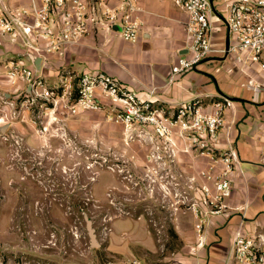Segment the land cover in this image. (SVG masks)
Segmentation results:
<instances>
[{"label":"built area","instance_id":"2783aa9c","mask_svg":"<svg viewBox=\"0 0 264 264\" xmlns=\"http://www.w3.org/2000/svg\"><path fill=\"white\" fill-rule=\"evenodd\" d=\"M166 1L186 15L185 52L170 67L167 85L215 57L243 67L254 65L264 72V0L224 1L220 7L223 13L213 0ZM138 11L134 0H118L114 7L104 0H27V4L12 10L0 0V36H7L24 53L40 59L62 57L69 47L99 29L135 43L142 28V22L134 17ZM217 20L225 26L228 40L227 47L225 44L219 50L213 48ZM0 79L13 89L12 99L0 93V107L8 110L1 109V119L7 125L26 124L40 138L57 137L64 142L68 117L96 113L105 123L121 126L128 140L138 138L150 146L148 163L159 164L166 159L173 163L180 154L191 151L209 157L211 163L189 181L203 182L201 192L210 208L209 215H219L226 208L225 200L231 190L229 177L238 166L236 148L229 137L233 124L226 123L224 117L230 107L227 99L216 103L211 115L203 113L204 106L198 100L181 104L169 114L151 100L138 99L103 73L63 72L58 83L50 86L31 66L14 57L0 60ZM154 92L150 90V94ZM23 113L29 117L23 119ZM50 131L55 134H49ZM220 132L225 133L227 142L222 150L214 148ZM3 139L11 151L10 167L14 161L19 163L22 181L29 175L22 156L28 150L24 137L11 130ZM2 198L0 192V202ZM194 216V229L200 233L207 216L197 209ZM131 264L141 263L133 260ZM222 264H264V235L246 236L238 232Z\"/></svg>","mask_w":264,"mask_h":264},{"label":"crops","instance_id":"0c3cea01","mask_svg":"<svg viewBox=\"0 0 264 264\" xmlns=\"http://www.w3.org/2000/svg\"><path fill=\"white\" fill-rule=\"evenodd\" d=\"M1 1L10 10L27 4V0ZM134 1L139 9L134 17L142 22L135 43L125 42L118 35L99 29L77 45L69 47L64 56L40 59L24 53L21 47L10 43L7 36H0V60L21 58L50 86L58 83L59 74L63 72L76 75L103 73L116 79L138 99L151 100L169 114L175 112L181 104L198 100L204 106L203 113L211 115L215 112V104L221 102L222 98L227 99L230 107L226 108L224 117L226 123L233 124L229 137L236 148L238 159V166L229 177L230 196L225 200L226 208L221 214L209 215L210 208L201 192L203 182L196 179L191 187L198 186L203 200L194 203L193 208L207 217L201 232L197 233L193 226L186 240L189 251L186 264H222L231 240L238 232L246 236L264 235V72L254 65L243 67L215 57L178 77L174 84L167 85L170 67L185 52L186 15L166 0ZM213 2L218 8L224 0ZM104 3L114 7L118 5V0H104ZM226 40L227 33L224 30L217 34L213 48H223ZM214 61L226 62L218 67ZM152 89L155 92L150 94ZM1 92L8 99L14 98L13 89L3 79H0ZM101 99L103 103H108L104 98ZM1 109L3 112L8 111L7 108L0 107V192L20 194L26 188L20 180L23 172L16 161L10 167L11 151L3 138L11 130L24 137L28 150L22 156L27 161V169L31 161L39 166L51 158L50 147L45 149L51 138H40L26 124L13 127L7 125L1 119ZM88 115L94 114L83 113L68 117L66 128L72 123L80 124L81 119ZM28 117L27 113L22 114L23 119ZM226 143L225 133L220 132L214 148L225 149ZM53 155L57 159L60 153L58 157L56 153ZM179 157L180 160L186 158L185 169L190 177H196L211 163L209 157L197 155L195 151L180 154ZM36 172L45 175V171L39 167ZM210 188L212 190V186ZM105 251L113 258L105 264H131L133 260L147 264V256L155 254L157 248L146 223L139 219L120 218L112 221Z\"/></svg>","mask_w":264,"mask_h":264},{"label":"rangeland","instance_id":"374dc122","mask_svg":"<svg viewBox=\"0 0 264 264\" xmlns=\"http://www.w3.org/2000/svg\"><path fill=\"white\" fill-rule=\"evenodd\" d=\"M215 22L217 37L225 26ZM85 113L94 115L67 127L64 142L50 137L45 149L50 147L51 158L43 166L31 161L20 194L3 193L0 264H105L113 259L105 251L107 235L120 218L146 223L157 248L147 264H186L193 205L203 200L198 186L191 187L186 158L148 163L150 146L128 140L121 126L101 122L98 114Z\"/></svg>","mask_w":264,"mask_h":264},{"label":"water","instance_id":"95a60500","mask_svg":"<svg viewBox=\"0 0 264 264\" xmlns=\"http://www.w3.org/2000/svg\"><path fill=\"white\" fill-rule=\"evenodd\" d=\"M227 42H228V40H226V47H227ZM35 59H36V58H35ZM37 60H38V59H37ZM86 228H87L88 234H89L90 239H91V245H92L93 247H96L97 245H96V243H95L94 231L92 230V228H91V223H90L88 220H86Z\"/></svg>","mask_w":264,"mask_h":264},{"label":"trees","instance_id":"16d2710c","mask_svg":"<svg viewBox=\"0 0 264 264\" xmlns=\"http://www.w3.org/2000/svg\"><path fill=\"white\" fill-rule=\"evenodd\" d=\"M174 236H175V238L177 239V235H176V234H174Z\"/></svg>","mask_w":264,"mask_h":264}]
</instances>
